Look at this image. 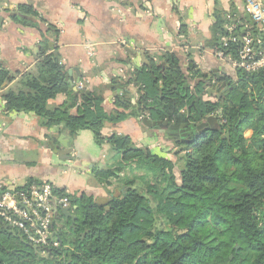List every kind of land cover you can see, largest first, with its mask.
Returning a JSON list of instances; mask_svg holds the SVG:
<instances>
[{
    "label": "trees",
    "instance_id": "trees-1",
    "mask_svg": "<svg viewBox=\"0 0 264 264\" xmlns=\"http://www.w3.org/2000/svg\"><path fill=\"white\" fill-rule=\"evenodd\" d=\"M231 11L236 20V12ZM38 17L30 4L19 5L11 15L23 27H37ZM239 20L237 36L257 33L246 11ZM227 21L215 12L212 36L205 46L236 58L239 41L226 47L220 42ZM45 31L32 70L18 77L0 66L6 109L33 112L43 126L62 124L70 135L91 130L97 144L106 142L120 155L118 167L100 171L99 179L107 183L133 163L150 164L163 176L165 194L138 185L136 176H124L122 190L105 199L54 188L58 196H68L74 215L72 220L59 211L54 214L59 245L41 253L0 224V264H264V71L236 69L234 80L219 79L220 87H225L221 95L190 105L206 93L209 80L192 61L185 75L175 54L146 52L148 62L141 68L114 79L121 92L113 99L116 108L107 113L98 91L70 86L57 49L49 45L48 34H57V29L48 25ZM196 76L201 79L191 86L189 80ZM139 84L143 90L135 116L186 125L213 116L217 128H202L191 140L174 142V161L147 147L133 146L128 135L103 136L104 121L127 117L125 111L132 106L128 87ZM58 93H66L69 103L47 108V101ZM67 105L76 107V115L68 113ZM226 133L228 139L223 137ZM57 218L63 219L60 226L55 224Z\"/></svg>",
    "mask_w": 264,
    "mask_h": 264
},
{
    "label": "crops",
    "instance_id": "crops-1",
    "mask_svg": "<svg viewBox=\"0 0 264 264\" xmlns=\"http://www.w3.org/2000/svg\"><path fill=\"white\" fill-rule=\"evenodd\" d=\"M22 4L38 12L37 27H23L11 19ZM231 10L240 21L244 0H0V66L18 77L32 70L40 53L41 33L52 25L57 34H48L49 45L57 49L66 74L71 70L74 84L78 78L87 80L86 87L100 93L102 107L109 113L116 108L115 95L121 92L114 87V79L141 68L148 62L146 52L175 54L185 75L192 61L207 81L229 74V65L217 59L205 43L212 36L215 12L226 17ZM85 41L95 43L91 56ZM182 46H188L187 50ZM200 79L196 76L189 84ZM137 86L128 87L132 106L125 111L127 117L115 123L104 121L101 133L128 135L133 146L152 145L149 150L159 155L168 141L133 114L142 92H137ZM1 96L0 92V194L43 180L68 194L94 198L105 199L122 190L118 177L108 178L107 183L98 177L100 171L119 165L120 155L108 143L97 144L89 129L70 135L62 124L43 126L33 112L8 111ZM68 103L69 96L58 93L46 106L55 109ZM67 108L70 115H76V107ZM159 156L165 157L164 153ZM62 221L57 218L55 224L60 226Z\"/></svg>",
    "mask_w": 264,
    "mask_h": 264
},
{
    "label": "built area",
    "instance_id": "built-area-1",
    "mask_svg": "<svg viewBox=\"0 0 264 264\" xmlns=\"http://www.w3.org/2000/svg\"><path fill=\"white\" fill-rule=\"evenodd\" d=\"M244 5L250 19L256 24L257 33L253 35L247 31L237 36L235 29L240 21L237 18L235 20L231 14H226L228 21L224 28L227 33L220 37L221 46L226 47L228 43L239 41L237 57L224 55L221 50L214 52V55L234 69L246 73L264 71V2L244 0ZM83 45L89 56L94 54L95 43L85 41ZM187 48L188 46H182L184 51ZM86 85L87 80H79L75 83V88L82 89ZM143 117L141 115L139 118ZM53 189V185L47 180L31 181L22 187L8 188L0 194V221L30 245L36 246L41 253L49 247L59 245L53 232V202L60 207H69L68 196H57Z\"/></svg>",
    "mask_w": 264,
    "mask_h": 264
},
{
    "label": "rangeland",
    "instance_id": "rangeland-1",
    "mask_svg": "<svg viewBox=\"0 0 264 264\" xmlns=\"http://www.w3.org/2000/svg\"><path fill=\"white\" fill-rule=\"evenodd\" d=\"M229 70H230V73L225 75L229 78H231V80H234L236 78V75H235V72H236V69H234L233 67L229 66L228 67ZM214 97L210 96V95H203V99L205 100H212ZM214 100V99H213ZM209 126H214V128H216L215 126H217V124H215L214 121H212ZM155 130L157 131H160L163 136L165 137V130L162 132L160 129L158 130V128H156ZM250 130H246L244 132V135L246 137H249L250 136ZM165 139L168 141L166 147H162L160 150V154H163L165 155V157H169L171 158L173 161L175 160L174 156H173V151L176 149L174 147V142L173 141H169L166 137ZM151 149H153L152 145H149ZM153 151V150H152ZM153 153V152H152ZM167 155H166V154ZM169 154V155H168ZM118 179H120V181L123 182V179L124 176H129V177H133V176H136L137 178V184L142 186V187H145V186H153L154 188H156L158 191L161 192L162 195H164V190H163V187H164V180H163V176L161 175V173L159 172V169L158 168H152L150 166V164H144V163H141V162H138V163H133L129 168H125L123 169V171H121L119 174H118ZM140 177H143V179H139ZM165 224H163L164 226Z\"/></svg>",
    "mask_w": 264,
    "mask_h": 264
},
{
    "label": "water",
    "instance_id": "water-1",
    "mask_svg": "<svg viewBox=\"0 0 264 264\" xmlns=\"http://www.w3.org/2000/svg\"><path fill=\"white\" fill-rule=\"evenodd\" d=\"M65 79L70 84V86L73 87V89H76L75 88V84H74V82H73V80L71 78V70H69L67 72V74L65 75ZM79 80H80V78H78L75 83H77ZM136 90H137V92L142 91L143 90V86L142 85H138L137 88H136ZM201 98H202V96L201 95H198L196 97V99H195V102L197 103ZM212 121L216 122V118L213 117V116H207L206 123L210 124ZM141 122L145 126H147V127L158 128L162 132L167 127H168V129H171V128L176 129L178 131V133H179V136L181 138H184V137L190 135V131L194 127L193 124H189V125L186 126V124H184V123L178 124L176 122H169L168 120H165V121H151L147 116H144L141 119ZM206 123L198 124L197 126H195V128L200 129ZM211 128L213 129L214 126H211ZM223 137L228 139V133L224 134ZM60 143L63 146H66V143L65 142H60ZM53 211H54V214L57 213L58 211L61 212L64 215L65 219L68 218V217H70L72 220L74 219V215L72 214V212H71V210H70L69 207H60L59 205H57V203L55 201L53 202ZM0 223L5 227V225L1 221H0ZM10 232L13 235L18 236V238L23 239L22 236L21 235H18L14 230H10ZM32 247L34 249H37L36 246H33L32 245Z\"/></svg>",
    "mask_w": 264,
    "mask_h": 264
},
{
    "label": "flooded vegetation",
    "instance_id": "flooded-vegetation-1",
    "mask_svg": "<svg viewBox=\"0 0 264 264\" xmlns=\"http://www.w3.org/2000/svg\"><path fill=\"white\" fill-rule=\"evenodd\" d=\"M209 82L210 83L208 84V86H207V88L205 90L206 93L200 94L202 96V98L196 103L195 99L198 96L197 95L193 100H191V104L190 105H195L196 104L198 106L199 103H203L204 104L207 100L203 99V95H210V96H219V95H221V93L224 91L225 87H220L221 83L219 82V79L218 80L217 79H213L211 81L209 79ZM201 123H206V118L204 120H202ZM189 124H193V126H194L191 129V131H190V135H188V136H186L184 138H181L179 136L178 131L176 129H173V128L168 129V127H167V128L164 129L165 132H166L165 133L166 138L167 139L169 138L170 140H172L173 142H176V143L179 142V141L187 140V139L191 140V138L193 136H195L200 129H202V128H211V127H209L208 123H206L200 129L195 128V126L198 125L197 123L190 122ZM189 124H187V125H189ZM215 124H218V123L215 122ZM215 127L217 128V126H215Z\"/></svg>",
    "mask_w": 264,
    "mask_h": 264
}]
</instances>
